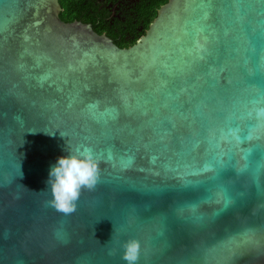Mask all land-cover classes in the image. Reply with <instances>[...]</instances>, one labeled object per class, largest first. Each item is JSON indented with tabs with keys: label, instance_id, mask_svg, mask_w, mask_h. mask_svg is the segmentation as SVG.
I'll return each mask as SVG.
<instances>
[{
	"label": "water",
	"instance_id": "obj_1",
	"mask_svg": "<svg viewBox=\"0 0 264 264\" xmlns=\"http://www.w3.org/2000/svg\"><path fill=\"white\" fill-rule=\"evenodd\" d=\"M61 10L0 0V264H125L129 238L137 264H264V0H168L126 48ZM67 145L99 161L70 215L42 191Z\"/></svg>",
	"mask_w": 264,
	"mask_h": 264
},
{
	"label": "clouds",
	"instance_id": "obj_2",
	"mask_svg": "<svg viewBox=\"0 0 264 264\" xmlns=\"http://www.w3.org/2000/svg\"><path fill=\"white\" fill-rule=\"evenodd\" d=\"M62 136V135H61ZM49 167L46 191L48 206L64 215L76 211L82 191L93 190L99 181V161L89 147L65 148ZM141 251L139 240L129 238L120 244L121 259L125 264H137Z\"/></svg>",
	"mask_w": 264,
	"mask_h": 264
},
{
	"label": "trees",
	"instance_id": "obj_3",
	"mask_svg": "<svg viewBox=\"0 0 264 264\" xmlns=\"http://www.w3.org/2000/svg\"><path fill=\"white\" fill-rule=\"evenodd\" d=\"M168 0H148V6L146 4L138 5L135 9L139 10L140 14L137 16L136 23L134 19L130 16V14L125 12L124 21H120L115 19L114 25L112 28H117L122 30L125 29V32L131 31H139L141 35L136 37H126L123 33L122 35H118L114 37L110 32H107V28L102 26V23H107V17L109 14V10L104 7L105 13L99 12L98 7H96L95 0H59V3L62 7L60 12V18L65 22H72L75 20L86 22H92L94 24V30L97 31L98 34L102 32H106L107 36H109L116 45L121 48H126L133 45L140 36L144 34V32L148 29L150 23L157 15V10L163 4H165ZM149 7V9H148ZM142 11V12H141ZM103 17L105 20L99 26H95L96 18Z\"/></svg>",
	"mask_w": 264,
	"mask_h": 264
},
{
	"label": "flooded vegetation",
	"instance_id": "obj_4",
	"mask_svg": "<svg viewBox=\"0 0 264 264\" xmlns=\"http://www.w3.org/2000/svg\"><path fill=\"white\" fill-rule=\"evenodd\" d=\"M95 2H96L95 5L96 7H98L99 12L105 13L104 7L107 10H109V14L107 17L108 21L105 20V18L99 16L96 18L95 26H99L102 22L107 21V23L106 22L102 23V26L106 27L108 29L107 32H110L114 37L118 35H122L125 32V29L123 28L122 30L114 28V27L112 28V26L114 25L115 19L124 21V17H125L124 14L127 11V13L130 14V16L134 19V22L136 23L137 16L140 14V12L139 10L135 9V7H137L138 5H143V4H146V6H148V0H95ZM75 21H79V20H75ZM79 22H82V21H79ZM85 24H90L94 30V24L92 22H86ZM100 34H104L105 36H107L106 32H102ZM124 34L126 35V37H131V38L136 37L137 34L138 36L141 35L139 31L125 32Z\"/></svg>",
	"mask_w": 264,
	"mask_h": 264
},
{
	"label": "snow or ice",
	"instance_id": "obj_5",
	"mask_svg": "<svg viewBox=\"0 0 264 264\" xmlns=\"http://www.w3.org/2000/svg\"><path fill=\"white\" fill-rule=\"evenodd\" d=\"M260 115H264V110L261 111ZM227 136L230 138L229 142H234V147H235V144H241L245 140H251L252 139V137L250 135L249 136H241V135H239L238 134V130L235 133H234L233 130H229V132L227 133ZM209 143L211 144V142H209ZM217 147H218V145H217ZM243 151L245 152V159H247V157L250 154L251 150L249 149V150H243ZM153 162H155V161L153 160ZM209 164H211L215 168H218L220 162H218L216 160V158L213 157L212 160L209 163L205 164L203 169H197L196 171L189 172L188 174L189 175H196V174H200L201 172H207V171L213 170V167H210ZM188 167H191V166L189 165ZM172 170L176 171V172L180 171L179 168L172 169Z\"/></svg>",
	"mask_w": 264,
	"mask_h": 264
}]
</instances>
